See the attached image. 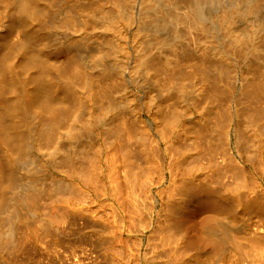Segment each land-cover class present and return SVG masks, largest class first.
<instances>
[{
	"label": "bare ground",
	"instance_id": "bare-ground-1",
	"mask_svg": "<svg viewBox=\"0 0 264 264\" xmlns=\"http://www.w3.org/2000/svg\"><path fill=\"white\" fill-rule=\"evenodd\" d=\"M47 1L46 0H18L17 1L18 5L16 4L18 9L16 8V10H15L16 15L19 16L18 18H20L23 22L25 21L24 23L29 22V20H31V22H33L34 25L32 24L33 27L31 28V26H32L31 25L29 28V29H31V31H28L27 30L28 27H26L27 26V24H26V26H25L27 28L26 32L27 31L28 32L26 34H22V32L19 31L22 34L21 37H13V39H11L10 36H8L7 37L8 39L6 38V40L0 42V213H2V211L6 213V217L3 220L0 219V248H12L13 253H15V251H22V249L24 250L26 248L25 245L27 243L29 244L30 242H31L30 244L33 246L38 245L37 247H39L41 245V248H42V246H44V248H51L52 249V247L54 246V248H55V245H57L58 243H59L58 244L59 248L63 247V246L60 247L61 239L59 237H56L53 234V232L57 233V228H58L54 225V220L57 219L58 223H59L62 220V217L60 220V219H58L59 217H57V216H59V214L61 216L62 215L61 213H64V211H67L65 209H68V210L70 209L68 207L70 200H68V203H66L67 199H68V198L66 199V197H68V196H66V191L68 190V195L71 192L74 195V193L75 194L77 193L75 189H79L82 192H83V189L81 187L79 188L76 185L78 188H76V187H75V189L71 188L72 189L71 190L70 188L66 187V191H63L60 188L61 187L60 186L61 180L53 178L52 173L49 169L54 168V170L56 172L65 171L64 174L66 173V176H67V174L69 177L71 175L72 178L79 180L82 186L86 185L87 182L90 183L91 179L89 181V179L87 178L89 176L84 175V174L85 173L87 174L88 172L90 173L91 171H86V170L82 171L81 169H78L77 166L79 167L80 163H82V162H80L81 159H83V158L86 159L85 164L87 162V159H89V157H87V156H86L87 158L83 157V156H85L84 154L86 153L85 147H86V142H87L86 141L87 139H85L86 136H84V135L88 136V133L90 134V132H92V130L94 128L96 130V127H94V126H95V124L98 125L97 121L100 120V118H98L97 116H93L90 113V111H88V110H86V112L84 111L87 116L82 113V115L86 116V117H83V119L81 118V120L79 119L80 115H78L79 114L78 109L83 110V109H81L83 99L81 96L80 97L77 96L78 94L74 90V88H75V85H78L77 79H80L79 82L83 81L81 78H83V79L85 78L84 73L86 71L82 70L84 75L79 73V70H81V66H80V64L77 65L78 61L75 62L76 60H74L75 58L73 59L72 55L70 56V54H68V53H64V55H63V53H62V56L60 57L61 54L60 55L57 54L58 51L56 53L54 46L52 48V44H54V42H52L51 44H49L47 42V34L46 33L47 32L49 33V31H47L48 29L46 30L47 32H44L41 29L45 26V24H43V22H41V21H43V19L45 20V16L48 13H49L48 16L53 15V13L50 14V12H52L53 9L55 10V8L57 9V8H59V6L68 7L65 5V3L68 2V4H69L71 1L73 2V0H51L48 2ZM76 1L77 2L79 1L80 3L82 1L81 4L83 5V3H84L86 5V6H81L80 8L76 7L77 10L78 9L81 10V8H82L83 12H84L85 8L86 9L89 8V10H90V7H88V6H90V4H93V6L96 5L95 7H97V9L99 8V10H97L98 12L100 10H102L104 12L103 14H100V15L104 16L103 19H101L102 16L98 17V18L102 20V21L100 20L101 24H102V28H103L104 32L106 34H108V37L110 38L109 39L110 43H109L108 49L110 50V53L112 56L111 59H112L113 63H115V65L113 64L115 66L114 70H118L119 68H120V70L124 69L125 64L128 60L129 49H128V43L126 41V29L137 23V22L135 23V19H137V21L139 20V24L133 30L134 32H133V39H132V46L131 47H134L135 44L137 45L138 43L139 44L141 43L140 41L138 42V40L136 41V39H138V36L141 35L140 32L143 34L142 31L145 30V32H146V29L148 30V28H151L150 26H152L153 31L151 30V35L149 37H151V36L152 37L150 38V40L148 38L140 37V39L141 38L143 40L146 39V41L148 39L150 41V43H148L149 42L148 41L147 42L148 45L144 49H141V48L138 49V52H137L138 57L134 61V64L132 65V69L142 67V68H144V72H146L147 74L149 73L154 78L158 77V80L162 79L164 84H163V87H161L162 94H160L159 96L163 99L172 95L174 92L176 94L179 93L182 96L183 95L186 96L188 88L191 87L190 89L193 90L196 93V95L198 96V100L202 102V105H201L202 106L201 107L202 114L205 115L207 113L211 117V120H209L208 118H205V119L203 118V120L201 121V124H202L201 128H203L202 130H204L205 133L206 132L210 133V134H208V133L207 134L211 135V137L217 136V140H216L217 143H219V137L222 133V132L220 133V131L218 129L219 128L218 124H221L220 120H222V122H224V123L228 122V120H229V113H230L229 108L224 106V109H222L223 110L222 113H220L221 108H222L221 104L223 103L222 100H223V97L225 95V90L229 91V92L231 90V88L229 86V83H230L229 80L224 79L223 75H221L222 71L216 72L217 75L213 76L208 71V68L205 67V68L201 69V71L199 72V74H197V76H194L195 80H193L191 78L192 79V81H191V79H190L191 82L189 81V84L191 83V85H188V81H187V79L184 78V76H183V78L177 76V73L175 71V70H177V68L174 70L175 66L177 65L178 60H180V58L182 57L181 52L184 51L183 50L184 48L182 46L181 47L183 48L182 49L183 51L180 52V46L177 45L178 43L174 44V42H173L174 40L170 41V43L172 42L173 44L171 43L168 45L170 50H167L168 52L167 51L166 52L171 53V54L169 56H166L167 55L166 54L164 56V58L161 57V59L158 58V60H157V57L160 54V52L157 54L156 51L158 52V49H160L161 47H164V45L167 46L166 45L167 42L164 39L165 37L163 38L161 36L159 30H161L162 28H164L168 24L169 25L172 24L171 26L174 25L175 26L174 28L175 29L177 28L176 32L178 33V29H179L180 33H181V31L184 33V34L182 33L184 35V38L186 36V38L188 39V41H184V39H182L183 41H181V40L180 41L181 42H187V43L189 42V44L194 46L195 50L199 53V56L201 58H203L205 61H207L210 54L217 56V58L219 60L226 59L225 61L228 63H231V64H232V61H234V58L237 60L241 59L245 63V66L247 67V69L249 71L248 76H250V77H248L247 79H250L252 77H254V78H252L251 80H246V82H245L246 84H244L245 86L243 87V91L241 92V100H242L241 102L246 101L247 106H245L246 108L240 106L241 109L245 108V110H243V112L240 111L241 112V124H240L241 128L238 130V132H240V135L238 133V141H239L238 146L241 145V146H243L242 148H244V146L246 147L247 144H249L253 141H255V143L259 142V143L264 144V129H263V126H264V79H262V77L264 78V75H261V73H259L262 70L264 71V69L260 70L261 68H259V70H260L259 71L257 68L258 65L259 66L262 65V67H264V46H262L260 44V41H257V40H259L258 35H260L261 33H263V35H264V0H138L137 2H136V0L135 1L134 0H122V1L117 0V2L114 3V8H110L111 10H109V9L106 10L107 12L104 11L105 2L103 0H85V1L76 0ZM15 2H16V0L13 3L15 4ZM61 2H62V4H61ZM206 2L213 3L217 7V10H216V13H214V14L209 13L206 17H204L203 11H202V5H204V3H206ZM1 3L2 4L0 5V7L3 6L6 8V0H3ZM106 3L108 4V1H106ZM74 6H76V4H74ZM77 6H78V4H77ZM136 6L138 7V9ZM159 7L161 10H159ZM5 8H3V9H5ZM70 9H71V7H69V9H68L69 14H70ZM76 9L75 10L73 9V10L76 11ZM92 9H91V12H93ZM58 10H56V12ZM56 12H54V13H56ZM88 12H90V11H88ZM88 12L87 13L85 12L84 14L88 15ZM95 12L96 11H94V14H95ZM158 12L161 14L160 16H158L159 15ZM13 14H14V11H13ZM66 14L67 13H65V15ZM93 15H90V16H93ZM74 16H73V18H74ZM14 17H15V15H14ZM83 17H84V15H83ZM83 17H81V18L83 19ZM239 17H241V18H239ZM88 18H89V16H88ZM237 18L242 19V20L243 19L246 20L247 21V27L244 28L243 30H240V31L233 30L232 23ZM65 20H67V19H65ZM83 20H85V18ZM91 20H92V18H91ZM16 21H18V20L16 19ZM23 22H20V23H23ZM31 22H29L28 26L30 25ZM39 23H41V25H40L41 27L38 26ZM42 24L44 25L43 27H42ZM145 24H148V25L150 24V26L145 29L144 28ZM148 25H146V26H148ZM24 28L22 31L25 30ZM142 28L144 30H142ZM17 30L18 29H16L17 33H15V36H16V34L19 35ZM215 31L219 32L220 37L224 40V45L222 46V48H217L215 41H213V35H214ZM148 35H149V33L146 34V36H148ZM180 37H181V35H180ZM179 39H181V38H179ZM146 41L144 40L145 43H146ZM175 41H178V40H175ZM144 42L142 41V43H144ZM141 44L138 47H140ZM200 45H202V46L200 47ZM56 47H59V46H56ZM185 47H186V45H185ZM198 47L200 48L199 51H198ZM67 48H68V46H67ZM63 49H64V47H63ZM58 50H60V49H58ZM65 50H61V51L64 52ZM185 50H186V48H185ZM12 51L13 52L15 51V53H14L15 56L12 53ZM61 51L59 53H61ZM213 51H215V52H213ZM185 52H183V56H184ZM46 53L48 55L50 54L52 57L48 58V56H47V59H46L45 58ZM10 54L12 56H14L15 58L14 57H13V59H12V57L10 58ZM159 56H161V55H159ZM108 57H106V59ZM111 59H109V60L111 61ZM99 60H100L99 66L103 67V65H101L102 60L101 59H99ZM180 61H179V63H180ZM116 64L118 65V67L116 66ZM212 65H213V63H212ZM77 67H80V69ZM116 67H117V69H116ZM254 68H257V70H255ZM109 69H110V67H109ZM103 71L105 72L104 76H106L107 79L110 77V79L112 80L110 71L108 70V67L102 68V72ZM197 72H195V74ZM103 73L100 72L99 74L102 75ZM116 73H118V72H116ZM262 73H264V72H262ZM81 75L84 77H82ZM101 75H100V77H101ZM104 76H102V77L104 78ZM179 76H180V74H179ZM228 76H230V75H228ZM106 77H105V80H106ZM94 78H96V76ZM76 81H77V83H76ZM107 81H109V80H107ZM101 82H104L103 83L104 85L106 84L105 81H101ZM108 87L114 88V85L113 84H112V86L107 85L105 88L106 91L104 93V96H106L107 102L109 101L110 105L108 103L107 105H109V106L107 108H105L106 107L105 106L104 107L105 109H103V107H102V109L100 111L101 114L104 115L106 120H107V117H109L112 112L115 111V113L117 114L122 107V105H121L122 102L121 103L117 102L115 104H112V103H114L111 100L113 97V94L111 92L113 90L108 89ZM117 88H114V89L117 90ZM114 93H115V91H114ZM226 94H227V92H226ZM102 95H103V93H102ZM100 97H101V95H100ZM127 98L130 99L129 96H126L125 101H128ZM165 100H164V103H166ZM111 101H112V103H111ZM166 104H168V103H166ZM83 105H84V103H83ZM161 105L158 107V109L156 111V115L163 116L165 122L168 124H172V126H173L172 130H175L182 123L181 120L178 119V115H177L179 110L176 109L174 106H171L169 104L167 106L166 105L163 106V104H161ZM209 106H210V108H209ZM84 110H85V105H84ZM110 110H114V111L111 112ZM102 120H104V119H102ZM66 122L68 123V127H67L66 131L63 132L64 126H62V124H65ZM123 122L124 121H121L119 126ZM217 122H220V123L217 124ZM122 125L120 126L121 128L119 130L124 129V127H123L124 125L123 126ZM61 126H62V129H60ZM119 126H117V127L115 126V128H113V129H116ZM229 127H230V123L228 124L227 129L225 128L223 131L224 136H225L224 139L226 140V142L229 141V135H228V132L230 131ZM126 130H128V129H126ZM165 130L166 129L164 128V130H163L164 133H165ZM172 130H171V132H172ZM32 131H33V133H32L33 138L32 137L31 138H32V140H34L33 142L36 143V145H39V146L42 145L43 147L46 148V146L49 147L52 144L53 149H51L52 151H51V154H49L50 156L48 157V159H45L44 161L43 160L39 161L38 165H35L37 168L34 166L36 168L35 174H34V172H33V174L31 172L30 173L31 177H29V172L27 173L28 175L26 176L25 182H24L27 184V186L25 188L23 187V191L21 192V196L18 197L19 199L17 198L16 202H14L12 200L13 197L10 198L8 196V191L10 190V188L12 186L13 187L15 186V188H16V185L20 186L21 184H19V181L24 179V177L21 174L19 176V174H18L19 172L16 174V172H17L16 166H18V163H19L18 159L21 156H23V157L26 156L25 155V149L26 148H24V146H25V143L28 142L27 141L28 137H30V135H32L31 134ZM167 131H168L167 132V135H168L169 130H167ZM109 132H111V130ZM92 133H95V131ZM115 133H117V132H115ZM129 133H130V131H129ZM120 134H121V132H120ZM193 134L197 138H200V137L203 138V136L199 135L197 132L193 133ZM114 135H116V134H114ZM167 135L165 134L166 138H167ZM125 136H127V134H125ZM129 136H131V135H129ZM129 136H128V138H130ZM163 136L164 135H162V137ZM115 137L117 139V136H115ZM115 137H113V139ZM207 137L208 136H206L205 138H207ZM91 138H93V137H91ZM104 138H106V137H104ZM107 138H108V136H107ZM109 138H110V136H109ZM148 138H145V140ZM160 138H161V134H160ZM205 138H204V140H205ZM118 139H120L119 136H118ZM163 139H164V137H163ZM163 139H161V140H163ZM103 140H106V139H103ZM109 140H106V141L109 143ZM145 140L143 139L142 141H145ZM195 140H196V138H195ZM209 140L207 138V141H209ZM110 141H112V139ZM150 141L152 142L154 140L152 139ZM150 141H148V142H150ZM198 141L200 142V140H198ZM30 142H31V140H30ZM30 142H28V143H30ZM101 142L104 143L105 141L104 142L101 141ZM204 142H206V141H204ZM153 143H150V144H152V146H154ZM64 144H66V145H64ZM110 144H111V142H110ZM110 144H108V145H110ZM169 144H173V143H169ZM197 144H195L196 147L194 146L197 149H199L200 146L203 145V144H200L197 146ZM106 145H107V143L105 144V146ZM112 145H114V144L112 143ZM116 145L117 144H115V146ZM122 145L123 144H121V146ZM147 145H149V143ZM147 145L142 144L140 146L141 148L139 147L140 149L138 150L139 151L138 153L140 154L142 152V154H141L142 156L148 151ZM174 145H175V143H174ZM209 145H208V147H209ZM155 146L153 148H151V147L150 148L155 150ZM172 146L170 145V147H172ZM192 146H193V144H192ZM206 146H207V144H206ZM71 147H73V148H71ZM103 147H104V145H103ZM112 147H114V146H112ZM124 147H126V146H124ZM157 147H158V145H157ZM175 147L176 146H174L172 149L175 150ZM49 148H51V147H49ZM204 148H206V147H204ZM108 149H110V148L108 147ZM114 149H116V148L114 147ZM191 149L194 150L193 148H191ZM212 149L213 148L211 146V148L208 149L209 152ZM125 150H127V149H124V151H123L124 154L126 153ZM145 150H147V151L145 152ZM208 150H205V151H208ZM71 151H73V153ZM100 151H101V149L98 151L96 150V152H100ZM169 151H170V149H169ZM106 152L107 151L105 150L104 154H107V156H108L109 152L108 153H106ZM112 152H113L112 154L115 153V151H112ZM155 152H153V154ZM157 152L160 153V151H157ZM167 152H168V150H167ZM170 152H172V151H170ZM110 153H109V155H111ZM117 153L120 154V151L118 152V150H117ZM117 153H115V155H117ZM127 153L129 156H131V154H132L130 150H127ZM127 153H126V155H127ZM159 153L156 156H160L161 154L159 155ZM124 154H122V155L124 156ZM147 155H149V153ZM172 155L173 154H171V157H172ZM151 156L147 157L150 161H152V159H155V158L150 159ZM118 157H119V155H118ZM132 157H134V156L132 155ZM144 157L145 158H143V159H145V161H146V159H147L146 155ZM95 158L96 157H94L93 159H95ZM104 158L105 159H102V160H106V157H104ZM119 158L121 159V157H119ZM109 159L111 160V158H109ZM127 159H129V158H127ZM159 159H161V158H159ZM174 159L176 160L177 158H174ZM174 159H173V161H174ZM96 160H98V159L96 158ZM123 160H126V159H122V161H120V162H123ZM130 160H131V157L129 160H127V162L126 161L125 162L128 163V161H130ZM155 160H157V162H158V157ZM155 160H154V162H151L152 163L151 166L153 168L152 170L148 169V167H147L151 163L146 161L148 163V165L146 166L147 170H145V172L147 171L146 173H148L149 170L154 171L153 165L157 163ZM256 160H258V159H256ZM91 161H92V159L90 160V162ZM170 161H172V158L170 159ZM181 161H182V158H181ZM16 162H18V163L16 164ZM76 162H78L79 165L76 166ZM83 162H84V160H83ZM95 162H97V161H95ZM161 162H160V165H161ZM167 162H168V160H167ZM106 163L104 162V166ZM112 163H113V161L111 160V165H112ZM126 163H125V165H126ZM177 163H179V161ZM83 164L84 163H82V166H83ZM85 164H84V166L87 167L88 169H89V167H91L88 165L89 163L86 165ZM92 164L94 165V162L91 163V165ZM95 164H98V163H95ZM119 164L121 165V163H119ZM172 164L174 166V164H176V163L174 162ZM172 164H169V165H172ZM180 164H183V163H180ZM193 164H195V163H192L191 166H193ZM254 164H255V162H254ZM107 165H108V163H107ZM111 165H108V166H111ZM120 165H119V167H120ZM122 165H124V164H122ZM122 165H121V167L124 168L125 165L124 166H122ZM199 165H197V168H201V167H198ZM257 165H259V164H257ZM82 166L79 168H82ZM135 166H139V165H135ZM142 166H143V164L141 166H139V168L140 167L142 168ZM159 166L157 165L158 168H159ZM180 166L182 168H184L183 165H180ZM191 166L188 165V167H191ZM129 167H134V164H131V165L129 164ZM176 167H179V166L177 165ZM76 168H77V170H76ZM92 168L93 167H91V169ZM122 168H121V170H122ZM126 168H127V166H125L124 169H126ZM158 168L156 169V167H155L156 170H158ZM171 168H169V169H171ZM187 168L185 169L186 175L188 172ZM191 168H193V167H191ZM215 168L218 172V170L220 171L223 169V166H220L217 164ZM97 169H100V168H97ZM106 169H107V167H106ZM130 169H128V171ZM142 169H144V168H142ZM159 169H161V167ZM175 169H174V171H175ZM30 170L32 171V169H30ZM78 170L82 171V172H78ZM116 170H113V171L116 172ZM177 170H176V173H178V171H179V173L181 174V170L180 169L178 171ZM190 170L191 169H189V171ZM84 171H85V173H84ZM95 171H96L95 174L97 173V175H98L97 170H95ZM98 171H101V169ZM113 171L111 170V172H113ZM126 171H121V172L122 173H124V172L128 173V171L127 172ZM142 171L143 170H140L141 173H142ZM167 171L170 172L169 170H167ZM182 171H184V169H182ZM195 171H196V169H195ZM195 171H193V172H195ZM118 172H119V169L117 170V174H118ZM159 172L160 171H157L154 173L157 174ZM161 172H163V171H161ZM231 172H232V170H231ZM262 172H263V170H262ZM133 173H136V171L135 172L133 171ZM137 173H139V172H137ZM146 173L143 174V177H144V175H145V177L144 178L142 177V180L146 179V177L150 175V173H148L149 175H146ZM245 173H246V171H245ZM248 173H250V172H248ZM109 174H110V172H109ZM112 174H115V173H112ZM160 174L162 175V173H159V175ZM171 174L173 175V172L170 173V175ZM184 174L185 173H183V175ZM209 174H211V173H209ZM217 174L220 175L221 173H217ZM91 175L89 178H91ZM97 175H94V178ZM99 175H100V172H99ZM106 175H107V172H106ZM161 175H160V177H161ZM174 175H175V173H174ZM174 175H173V177H174ZM215 175H216V173H215ZM223 175H224V173H223ZM110 176H111V174L109 175V177ZM115 176L119 177L121 175H113V176H111L112 178L111 177L110 178L113 180V177H115ZM129 176H130V174H129ZM131 176H132V174H131ZM136 176L138 177V179L137 178L136 179L138 180V182H140L141 181V180H139V177H141L140 174H138V175L136 174ZM136 176H134V177H136ZM175 176H178V175L176 174ZM206 176H208V175H206ZM210 176H212V174ZM216 176H218V175H216ZM101 177L102 176H100V178ZM203 177L207 178V177H205V175ZM239 177H241V175H239ZM245 177H246V175H245ZM251 177H252V175H251ZM86 178L88 179V181L85 182V180H87ZM92 178H93V176H92ZM169 178H170V176H169ZM194 178H196V177H194ZM243 178H244V175H243ZM96 179L98 180V178H96ZM104 179H106V178H104ZM115 179L116 178H114V181L116 182V184L110 183L111 185H107V186H110V189L109 188L108 189L112 190V192L109 191L106 186H104V185L102 186L101 183L99 182L98 184H100L99 186H101V189H100L97 185V182H96V187L100 189V191H98L99 195H100L98 197H100V198L94 197V199L91 198L92 200H90L89 199L90 197L88 195L89 193L87 192V194H86L85 193L86 190H84L85 191L84 193L87 195V197H88L87 199H89L91 201V203L94 202V204H95V202H97L99 200L101 202L107 201L108 203H107L106 207L111 211V214H112L111 219L113 218L112 221L116 222V218H117L119 220L121 226L126 225L125 226L126 228L122 227L121 232L116 230L117 233L115 234L114 238H115L117 245H120L122 242L121 239L123 237H122L121 233H125L127 236L129 234H131V235L135 236L136 238H141L140 242L139 241L134 242L136 244L138 243L140 248H141V246L144 245L143 239H145V237L143 235H145L147 233V234H149V236L150 235L153 236L155 234L156 238H157L156 241L157 242H158V240L160 241L159 245L162 246V248L164 247L162 249V251L164 252V249H165L167 256L162 257V256H160L162 253L160 255H157L155 253L156 256L154 255L153 257H151L149 259L148 257L145 258L144 255H140L142 257L144 256L143 258L141 257L143 264H163V263H169V264L183 263V264H185L184 261H186L185 257L187 255V252L184 251V248H181V245L174 247L173 244L178 243V239L176 237H178L180 239V236H178V235L180 234L182 236V234H184V233H182V231L184 230V228L185 229L187 228L186 227L187 225L184 224L183 221L175 219V217L177 218L179 216L177 211H176L177 216H175V217L173 216V215H175V213H174L175 209L173 210L174 202L173 203L170 202V204H167V206L164 207V209L166 208L165 209L166 214L163 213V211H162L161 212L162 215L165 214V216H163V218L161 217V219L159 218L160 216H158V218L160 220L157 217H156L157 219H154V214H153L154 211H151L149 213V215H147L149 217V220H148V218H146L148 220L147 221L148 223L147 222L144 223L143 221H142V223H144V224L137 222L136 223V224H138V226H137L133 223L136 222L138 218L137 219L134 218L133 214H132V216H130L131 214L127 212V214H130L129 216L131 218H133L132 220L136 219V221L132 222V221H130V219L128 220V218H130V217L126 216L127 214L125 215L126 211L128 209H130V207L128 209H126L125 212L122 208V206L124 204L125 205L127 204L126 202L123 203L122 199L127 198L126 199L127 201L130 199L131 203H133V201L136 200V199H134L133 196H131L128 193V195H130L131 198L134 199L132 201L130 196L128 197L127 192H125L126 189L128 188V185L132 186L131 182H133V180L135 178L134 179L132 178L133 180L131 179L132 181L130 182V184L126 185V188H124L125 191H123V193L125 194V196L127 195V197L124 196L123 198H121V200H119V199H120V197H122V196H120L122 193L121 192L122 189L120 188L121 191L119 190L121 193L118 191L119 194L116 193L117 191L115 192L112 189L113 185L116 186L117 190L119 189L118 187L120 184L119 185L117 184V181L119 180V178L116 179L117 181ZM124 179H125V177H124ZM124 179H123V181H124ZM126 179L128 180V178H126ZM148 179H150V177ZM148 179H146L147 184L145 183V180H144V183L146 185L144 183H142L143 181H141L142 185L143 184L145 185V186H143L144 188L148 185ZM137 180L134 183L137 184L138 183ZM160 180H162V178ZM171 180H172V178H171ZM204 180H206V179H204ZM207 180H210V178ZM22 181H24V180H22ZM95 181L96 180H94V182ZM119 181H118V183H119ZM151 181L152 180L149 181V185H150ZM154 181L155 180H153V182ZM245 181H247V180H245ZM248 181H249V179H248ZM255 181L256 180L254 179V182H252L253 185L248 184L249 186H247V185L245 186V184L241 183L240 179H238V177H237L236 181H234V182L231 181L230 183L227 182V184H223L222 187L218 186L216 188L215 187L214 188H208L207 185L209 183L207 184L206 182L205 183L207 184L206 185L207 187H204L205 184L203 182H199V183H201V187H202V183L204 184V186L201 189H199L200 187L199 188L196 187V185H194L193 182H192V184L194 186H190L191 181L189 179L182 178V179H180V181L177 180V183H176L177 185H175V186L173 184L170 185L171 182H169L168 184H166V186L170 185V186H168L169 189L167 187L168 191L170 193H171V191H173L174 192L173 195L178 196V197H175V200H176L175 202L177 203V205H184L185 204L184 202L188 201L189 203H191V205L195 204L194 206H197L196 203L198 204L204 198L205 199H207V198H209V199L210 198H212V199L213 198H216V199L219 198V200H222V202L220 201L222 204H223V201L227 205L234 203L233 204L234 206L232 208L233 213H230L231 215H233L234 213L240 212V211H246V212L247 211H253V212L257 211L258 212V210L263 208L261 205H262V202H264V201H262V198H260V196L262 194L260 196L258 194L260 188H258L259 189L258 193H256L257 187L259 185H257V183H255ZM67 182L69 183L70 180L67 179ZM213 182H211V183H213ZM74 183L77 184L76 182H74ZM124 183L126 184L127 182L126 181L122 182V184H124ZM211 183H210V186H211ZM222 183H220V185ZM90 184H92V182ZM136 184H134V186ZM87 185H88V187H90L88 183H87ZM142 185H140V186L138 185L137 187L143 189ZM149 185L147 186L148 188H149ZM94 186L95 185H93V187L90 188L92 191H94L93 189L96 188ZM115 186H114V190H116ZM120 187H122V186H120ZM123 187H125V185H123ZM97 188H96V192H97V190H99ZM133 188L134 189L132 190V192L135 189H137L136 187H133ZM69 189L71 190V192H69ZM163 189H164V187L162 188V191H161L162 193L160 192L163 196L162 198H164ZM13 190H14V188H13ZM64 190H65V188H64ZM145 190H147V189H145ZM159 190H161V189H159ZM164 190H165V193H168L166 188ZM156 191H158V189ZM156 191H154V193ZM262 191L264 192V190H262ZM262 191H260V193ZM147 192H148V194L150 193L152 195V189L149 188L147 190ZM84 193H83V195H84ZM123 193H122V195H123ZM134 193H135V191H134ZM135 194L138 195L139 192H137ZM141 194H143V193L141 192ZM141 194H139L140 197H141ZM148 194L146 193L144 196H146ZM150 194L148 196H151ZM168 194H166V195H168ZM247 194H249V195H247ZM73 195H72V197L74 199L72 198L73 200L72 199L71 200L75 201L76 197ZM144 196H142L140 198V201ZM159 196H160V194H159ZM168 196H171V195L169 194ZM262 196H264V194ZM151 198H152V196H151ZM42 199L45 200V203H43L44 206L42 205L43 207L41 205H39V204H42V201H41V203H39V201ZM69 199H70V197H69ZM79 199H81V197H79ZM153 199L156 202V199L154 197H153ZM44 200H43V202H44ZM77 200H78V198L76 199V201ZM145 200H147L146 197L144 199V208H145V204H147ZM90 201H87V203L89 204ZM166 201H168V200H165V202ZM216 201H218V199ZM136 202H135V204H136ZM141 202L143 203V199ZM161 202H159V203H161ZM188 202H186V203L188 204ZM73 203L74 202H72V204ZM84 203H86V200ZM122 203H123V205H122ZM138 203H140V202L139 201L137 202L136 209H137V207H139L141 205V204L138 205ZM150 203H151V201H150ZM225 203L223 204V206L225 205ZM70 204H71V202H70ZM162 204H163V202H162ZM175 204H174V206H175ZM187 204H185V205H187ZM74 205H75V203L73 204V206ZM78 205H80V203H78ZM133 205H134V203L130 204V206H132V207H133ZM185 205L183 207H186ZM39 206H41V208H39ZM126 206H128V204ZM146 206L150 207V204H147ZM132 207H131V209L133 212L136 211L137 213H139L138 211L141 210V209H137L138 210L137 211L134 209L135 207L134 208H132ZM153 207H155V205ZM179 207H181V206H179ZM192 207H193V205H192ZM85 208L83 207L82 210ZM96 208L97 207H95V209ZM124 208H125V206H124ZM141 208H143V207H141ZM159 208L161 210H164L161 207H159ZM191 208H189V209H191ZM99 209H101V208H99ZM79 210H81V209H79ZM91 210L89 213H91V212L94 213L93 211H96V210H94V206H93V208H91ZM97 210H98V208H97ZM229 210H230V208H229ZM69 211H72V210H69ZM157 211L159 212V210H157ZM178 211H179V209H178ZM98 212H102V211L99 210ZM145 212H147L146 209L144 212H142L143 214L141 215V217L144 215ZM246 212H245V214H247ZM137 213H136V215H138ZM99 214L102 215L103 213L102 214L98 213V215ZM140 214H139V216H140ZM108 215L106 212L107 217H108ZM251 215H253V214H251ZM62 216L64 219V214ZM106 216H105V218H106ZM109 216H111V215H109ZM125 217L126 218L128 217V218L125 219ZM179 218H180V216H179ZM229 218H230V216H229ZM106 219H108V218H106ZM146 219L144 217V220H146ZM260 219H262V218H260ZM126 220H127V222L128 221L130 222V223L128 222L129 225L125 222ZM141 220H142V218H141ZM141 220H139V222H141ZM108 221L109 220H107V222ZM55 223H57V221H55ZM60 223H59V225H60ZM112 223H111L112 228H114ZM116 223H115V226H116ZM109 225L110 224H108V226ZM213 225H211L213 227L207 228V229H210L209 232L207 231L208 233L216 232L215 230H217V228L223 224H220V222L218 223V221H217L216 225L215 224H213ZM105 227L106 226H104V228ZM226 227H228V226H226ZM118 228H119V230L121 229L120 227H118ZM115 229H116V227H115ZM221 229L222 228H220V230ZM108 231H110V230L108 229ZM185 231H187V230H184V232ZM126 232H128V233H126ZM219 232H221V231H219ZM106 234H108V233H106ZM225 235H226V233H225ZM127 236H126V239H129V238H127ZM48 237L50 238V240H48ZM112 238L113 237H111V236L109 237V235L108 236L106 235V237L103 238V241L105 240L104 242H101L100 239H96V240H100V243L103 244L107 240L111 241ZM136 238H135V240H136ZM175 238L177 239L176 242H175ZM227 238H229V237H227ZM184 239H185V237H184ZM46 240H48V241H46ZM135 240L133 239V241H135ZM149 240H151V238ZM224 240H223V242H224ZM147 241H148V239H147ZM156 241H155L156 244L154 243L155 248H157V244H158ZM112 242H114V240H112ZM173 242H175V243H173ZM223 242H221V243H223ZM123 243L126 244V241H124ZM128 243H130V240H129V242H127V244ZM149 243H150V241H149ZM225 243H227V241ZM252 243H250V245ZM110 244H111V242H110ZM127 244H126V246H127ZM131 244H132V242H131ZM138 244H137V246H138ZM150 244H152V243H150ZM150 244H148V242H147L146 246L148 247V245H149V247H150ZM182 244H183V242H182ZM109 245H107V246L111 247L113 244L111 246H109ZM134 245L135 244H132V248ZM28 246H30V245H28ZM107 246L106 245L103 246L104 248L102 246H99V245L96 246V248L98 247V249H99V247H101V249L103 248L102 250H104L103 253H101V251H99V254H98L99 256H100V254L103 255L102 257H100L101 259L103 258L102 260L108 261V260H112L114 257H116V258L119 257V256H117L118 254H116V252H115V250H118V251L120 250V248L117 249V247H118L117 246L116 249H114L115 256H113V254L111 252H109L108 254L111 255L110 257L112 259H110L109 256L107 259V249H108ZM122 246H120V247H122ZM185 246H187V245H185ZM219 246H220V244L218 245V248H219ZM112 247H111V249L109 248L111 251H112ZM129 247H130V249H132L130 244H129ZM149 247L146 250L147 253H149L148 250L150 248H152V247H150V248ZM113 248H115V247H113ZM123 249H125V248H123ZM188 249H190V248L188 247ZM219 249H221V248H219ZM56 250H57V248H56ZM56 250L52 251V252H54L55 255H56L55 252H57L60 249H58L57 251ZM134 250H135V248H134ZM192 250H194V249H192ZM212 250H211V252H212ZM215 250H218V249H215ZM128 251L129 250H127V252ZM132 251H133V249H132ZM135 251H137V250H135ZM162 251H160V252H162ZM186 251H189V250H186ZM43 252H44V250H43ZM97 252H98V250H97ZM121 252L119 251L120 257L124 258L123 256H125V255L121 256ZM204 252H205L204 256L206 255L205 258H207V253H206V251H204ZM222 252H223V250H222ZM224 252L226 253V251H224ZM247 252L250 253V250H248ZM252 252H253V249H252ZM157 253H158V251H157ZM195 253H197V250H196V252H194V254ZM217 253H219V252H217ZM124 254H126V253H124ZM132 254L134 255V253H132ZM164 254H162V255H164ZM201 254H203V253H201ZM208 254L211 255L210 252H208ZM57 255H59V253H57ZM61 255H63V254H61V251H60V256ZM149 255L151 256L152 254H149ZM193 255H190V256L193 257ZM195 255L196 256L198 255V257H199V254H195ZM222 255H223V253H222ZM136 256H138V255H136ZM213 256H216V255H213ZM55 257H57V256H55ZM212 257H211V259H213ZM209 258H208V260H210ZM119 259H121V258H119ZM131 259H133V257ZM137 259L138 258L136 257L134 259V261H132L133 263L132 262L131 263L132 264H138ZM220 259H221V255H220ZM61 260H63V258ZM102 260H100V261H102ZM125 260L126 259H124V260L122 259V261H124V262H126V261L129 262L128 260H126V261ZM120 261H119V263H120ZM212 261H214V259ZM108 262H106V263H108ZM99 263H101V262H99Z\"/></svg>",
	"mask_w": 264,
	"mask_h": 264
},
{
	"label": "rangeland",
	"instance_id": "rangeland-1",
	"mask_svg": "<svg viewBox=\"0 0 264 264\" xmlns=\"http://www.w3.org/2000/svg\"><path fill=\"white\" fill-rule=\"evenodd\" d=\"M2 1L3 0H0V5L2 4L1 3ZM14 1L15 0H6V8L3 7V6L2 7L5 8V9L0 7L2 9V10L0 9L1 10L0 11V40H1L0 42L6 40V38L8 36H10L11 39H13V37H21L22 34H26L28 31H31V29H29V28H30V26L32 24L34 25V23L31 22V20H29V22H31V23L28 26L29 22L24 23L25 21L23 22L20 18H18L19 16L16 15V11H15L16 8L18 9V7H17V5H18L17 1L18 0H16L15 4L13 3ZM48 1H51V0H48ZM83 1H85V0H83ZM103 1L105 2L104 11H106L108 9L111 10L110 8H114V3L117 2V0H110L111 2L113 1L111 3L109 0H106V1H108V4H107L105 0H103ZM118 1H120V0H118ZM137 1L138 0H136V2ZM73 3L76 4V6H74ZM79 3H80L79 1L77 2L76 0H73V2L71 1L69 4H68V2L65 3V5L68 6V7H65V6L61 7V6L58 5L59 8H57V9L55 8V10L53 9V11L50 12V14L53 13V15L48 16V14H49L48 13L45 16V20L43 19V21H41V22H43V24H45V26L42 24V27L43 26L44 27L41 28V29L44 32L49 31V33L48 32L46 33L47 34V42L49 44L54 42V44H52V48L54 46V49L56 50V53L58 51L57 54H59V55L61 54L60 57L62 56V53H63V55H64V53H68V54H70V56L72 55L73 59L75 58L74 60H76L75 62L78 61L77 65L80 64V66H81V70H79V73L83 74L82 70L86 71L84 73L85 74V78L83 79V78L80 77L83 81L79 82L80 79H77L78 80V85H75V88H74V90L78 94L77 96H79V97L81 96L82 97V99H83L82 101H83V103L85 105V110H84L83 103H82V108H81L83 110H79L78 109V111H79L78 115H80L79 119L81 120V118L83 119V117H86L87 115L85 114V112H86V110H88V111H90V113L93 116H97L98 118H100V120L97 121L98 125L95 124V126H94V127H96V130H95V128L92 130V132L95 131V133L90 132V134L88 133V136L84 135V136H86L85 139H87L86 140L87 142H86V147H85L86 148L85 149L86 153L84 154L85 156H83V157H86V156L89 157V159H87V162L89 164L87 162H86V164H88L89 166H91L93 168L91 169V167H89L87 165L89 167V169H88L87 167L84 166L85 161H86L85 158L80 160V162L84 163L83 164L84 167L82 166V163H80L82 168H79L81 166L79 165L78 162H76V166L79 165V167L77 166V168L81 169L82 171L83 170L91 171V172L93 171L92 172L93 174L91 172L90 173L88 172L86 174L85 171H84L85 174L83 173L84 175H87L89 177L92 174L91 178L87 177L89 179V181L91 179L90 183L92 182V184L95 185L94 187H96V182H97L98 187L101 189V186H99L100 184H98L100 182L102 186L104 185V186L107 187V189L108 188L110 189V186H107V185H111L110 183H113V184L115 183L116 184V182L114 181V178H116V179L119 178V180H120V181L118 180L119 183L115 179L117 181V184L118 185L120 184L119 187H118L119 189L117 190L115 185H113V188L111 187L113 189V191H115V192L117 191L116 193L119 194L118 191L120 190V188L122 189V191L121 190L120 191L123 193V191H125L124 188H126V185L130 184V182L134 178L138 179L136 174L137 175L140 174L141 177H139V180L143 181L142 183H144V180H145V183H146V181H147L146 179H148L150 177V179H148V185H149V181L152 180L150 185H149V188L152 189V195L149 193L152 196V198H151V196H148L149 195L148 192H147V190L149 189L147 187L148 185L145 188L143 187L147 183L146 184L144 183L145 185L144 184L142 185L141 181L138 182L137 179L136 180H137L138 183L137 184L134 183L136 181L134 179L133 182H131L132 186L128 185V188L125 191V192H127V195L129 193L131 196L134 197V199H136V200H134L133 198H131L130 195H128V197L130 196L132 201L134 200L135 202L136 201L140 202V203H138V205L141 204L142 206L140 205L139 207H137V209H141V210L138 211L136 209L137 202L135 204V202L133 201L134 205L132 207V206H130V204H133V203H131V200L129 198H128L129 199L128 201L130 203L126 200L127 198L122 199L123 203L126 202L128 204V206H126L127 204L123 205V203H122V205H123L122 208H123L124 212L126 211V209H128L130 207V209H128L126 211L125 215L128 212L131 215L127 214L126 216H129V215L132 216V214H133L134 218H136V219L138 218L137 221H136V219L132 220L133 218H131L130 216H129L130 218L127 217L128 220L130 219V221H132V222L136 221L133 224H135L137 226H138V224H136L137 222L138 223H142V221H143L145 223V222H147L149 220V217L147 215H149V213L151 211H154L153 212L154 219H157L158 216H160L159 217L160 219H161V217L163 218V216H165V214H166L165 213L166 212L165 209L166 208L164 209V207L167 206V204H170V202L171 203L174 202V204H175L176 203L175 202L176 201L175 197H178L176 195L175 196L173 195L174 194L173 191H171L172 194L168 191V189H169L168 186H170L172 184L174 186L177 185L176 184L177 180L180 181V179H182V178L189 179L191 181L190 182V186L196 185V187H198V188L200 187L199 189H201L204 186V184H205L204 187L208 186V188H214V187L216 188L218 186L222 187V185L223 184H227V182L230 183L231 181L232 182L236 181L237 177H238V179H240L241 183L245 184V186L246 185L249 186L250 184H252V182H254V179H255L256 180L255 183H257V185H259L257 187L256 193H258V190H259L258 188H260L258 194H259V196L261 194L263 195L264 192L262 190H264V144L263 143H259V142L255 143V141H253V142L247 144L246 147L244 146L245 149L242 148L243 146H241V145L238 146L239 145L238 133L240 135V132H238V130L241 128V125H240L241 124V112H243V110H245V108H246L245 106H247L246 101L241 102L242 101L241 100V92L243 91V87L245 86L244 84H246L245 83L246 80H251L252 78H254V77H252L250 79H247L250 76H248V72L249 71H248L247 67L245 66V63L241 59L237 60V59L234 58V61H232V64H231V63L226 62L225 61L226 59L219 60L217 58V56H215L213 54H210L208 59H207V61H205L203 58H201L199 56V53L195 50L194 46L189 44V42L188 43L187 42H181V41H183L182 39H184V41H188V39L186 38V36L184 38V35H183L184 33L181 30H180L181 31V33H180L179 29H178V33H177L176 32L177 28L175 29L174 25L171 26L172 24L170 23L171 25L168 24L167 26H165L164 28L159 30L161 36L163 38L165 37L164 39L167 42V44H166L167 46L164 45V47H161L160 49H158V52L156 51L157 54L160 52L159 55H161V56L158 55L157 60H158V58L161 59V57L164 58V56L166 54H167L166 56H169L171 54V53H167L168 52L167 50H170L168 45L172 43V42L170 43V41L174 40L173 41L174 44L178 43L177 45L180 46V52L183 51V50H184L183 52H185L187 50L184 53V56H183V52H181L182 57L181 58L179 57L181 61L178 60L177 65L175 66L174 70L177 68V70H175L176 73H177V76L181 77V78H183V76H184V78L187 79V81H188V85H191V83L189 84L190 79L192 78L193 80H195L194 76H197V74H199L201 69H203L205 67L208 68V71L213 76L217 75L216 72L222 71L221 75H223L224 79H228L229 80V82H230L229 86H230L231 90H230V92L225 90V95H224L223 100H222L223 103L221 104L222 108H221V112H220V113H222V111H223L222 109H224V106L229 108V111H230L229 120H228V122H225V123L222 122V120H220L221 124H218L220 122H217V124L219 126L218 129H219L220 133L221 132L223 133L224 129L225 128L227 129L228 124L230 123V127H229L230 131L228 132L229 141L226 142V140L224 139V137H225L224 133L223 134L221 133V135L219 137V143H217V141H216L217 140V136L211 137V135H208L210 133H208V132L205 133V131L202 130L203 128H201V125H202L201 121L203 120V118L204 119L208 118L209 120H211V117L207 113L205 115L202 114V110H201L202 102L198 100V96L196 95V93L193 90L190 89L191 88L190 86H189L190 88H188V90H187V95L186 96H184V95L182 96L181 94H179V93L176 94L174 92L172 95L166 97L165 98L166 100H165V99H163V98H161L159 96L160 94H162L161 87H163V84H164L162 79L158 80V77L157 78L152 77L149 73L147 74L146 72H144V68H142V67L141 68L132 69V65L134 64V61L138 57L137 56L138 49H140V48L144 49L148 45V43H150L149 40H150V38L152 36L151 37H149V36L151 35L152 26H150V24L149 25L148 24L144 25L145 29L147 27H149V26L151 27V28H148V30L146 29V32L148 31L147 33H149L148 36H146L147 33L142 28V30H144V31H142L143 34L140 32L141 35L139 34L140 36H138V39H136V41L138 40V42L140 41L141 43H142V41L144 42V40L146 41V39L143 40L142 38L140 39V37L148 38L149 40L147 39L146 43L145 42L142 43V44L140 43L141 44L140 47H138L140 45L139 43H138L139 45L135 44L134 47H131L132 46V39H133V32H134L133 30L139 24V20L137 21V19H135V23L136 22L137 23L126 29V41L128 43V49H129L128 60H127V62L125 64L124 69H121L122 71L120 70V68L118 70H114L115 69V66H114L115 63H113V61L111 59L112 56H111L110 50L108 49V46H109V43H110V41H109L110 38L108 37V34H106L104 32V30L102 28V24H101V21H102L101 19H103L104 16L100 15V14H103L104 12L102 10H100L98 12L97 10H99V8L97 9V7H95L96 5L93 6V4H90V6H88V7H90V10H89V8H87V9L85 8L86 11L84 10V12H83L82 8H81L82 11L80 9L77 10L76 7L80 8L81 6H86L84 3H83V5L81 4L82 1H81L80 4ZM61 4H62V2H61ZM77 4H78V6L79 5L80 6L78 7ZM69 7H71V9H70V14L71 15L69 14V10H68ZM58 9L59 10L61 9V10L59 11ZM73 9L74 10L76 9V11H74ZM91 9H92L93 12H91ZM137 9H138V7H137ZM56 10H58V11L56 12ZM159 10H161L160 7H159ZM216 10H217V7L213 3L206 2V3H204V5H202V11H203L204 17H206L209 13H213V14L216 13ZM13 11H14V14H13ZM88 11H90V12H88ZM94 11H96L95 14H94ZM54 12H56V13H54ZM85 12L86 13L88 12V15L84 14ZM65 13H67V14L65 15ZM14 15H15V17H14ZM83 15H84V17H83ZM90 15H93V16H90ZM160 15L161 14L159 13L158 16H160ZM73 16H74V18L76 16L77 17L74 19ZM80 16L83 17V19L85 18V20H83ZM88 16H89L90 19L88 18ZM98 17H101V19H99ZM91 18H92V20H91ZM239 18H241V17H239ZM239 18H237L232 23V28L235 31H240V30H243L244 28L247 27V21L244 20V19L243 20L239 19ZM16 19L18 21L19 20L20 21L18 22V21H16ZM65 19H67V20H65ZM20 22H23V23H20ZM26 24H27V26H26ZM33 25L31 26V28L33 27ZM40 25H41V23L38 24L39 27H41ZM146 25H148V26H146ZM18 26L19 27L21 26V27L19 28ZM25 26L28 27V29ZM23 28L25 29L24 31H22ZM16 29H18L17 31H18V34L20 36L17 35V34L15 36V33H17ZM26 29L28 30L27 32H26ZM19 31L22 32V34ZM180 35H181V37H180ZM178 37L181 38V39H179ZM258 37H259V40H257V41H260V44L262 46H264V35H263V33L258 35ZM175 40H178V41H175ZM213 41H215V43L217 45V48H222V46L224 45V40L220 37L219 32H216V31L214 32ZM185 45H186V47H185ZM56 46H59V47H56ZM67 46H68V48H67ZM201 46L202 45H200V47ZM63 47H64V49H63ZM185 48H186V50H185ZM58 49H60V50H58ZM161 49L162 50L164 49V50L162 51ZM61 50H65V51L63 52ZM199 50H200V48L198 47V51ZM60 51H61V53H59ZM213 52H215V51H213ZM12 53L14 54L15 51L14 52L12 51ZM14 56H15V54H14ZM14 56H12L10 54V58L12 57V59H13ZM47 56H48V58L52 57L50 54L48 55L46 53V55H45L46 59H47ZM106 57H108V58L106 59ZM99 59L102 60L101 61V65H103V67L99 66L100 65V63H99L100 60ZM109 59H111V61ZM179 61H180V63H179ZM212 63H213V65H212ZM116 66L118 67L117 64H116ZM260 66L258 65V67H257L258 70H259V68H261L260 70L264 69V67H262V65H260ZM104 67L105 68L108 67V70L110 71L112 80L110 79V77L107 79V77L104 76L105 72L104 71H103L104 73L102 72V68H104ZM109 67H110V69H109ZM117 67H116V69H117ZM77 68L80 69V67H77ZM257 68H254V69L257 70ZM100 72L103 73V74L102 75L99 74ZM116 72H118V73H116ZM195 72H197V73L195 74ZM262 72H264V71L262 70L259 73H261V75H264V73H262ZM179 74H180V76H179ZM100 75H101V77H100ZM228 75H230V76H228ZM95 76H96V78H94ZM102 76H104V78ZM82 77H84V76H82ZM105 77H106V80H105ZM192 79H191V81H192ZM262 79H264V78L262 77ZM107 80H109V81H107ZM101 81H105V83L108 86L109 85L112 86V84H113L114 88L118 87L117 88L118 91L115 90L114 88L108 87V89H112L113 90L111 92L113 94V97H112L111 100L114 103H112V101H111V103L112 104H115L117 102H120V103L122 102L123 103V104L121 103L122 107H121V109L119 110V112L117 114L115 113L114 110H110L111 112L112 111H114V112H112V113L110 112L111 114H110L109 117H107V120L105 119L104 115H102L101 112H100L102 107H103V109H105V108H107L110 105V102L109 101L107 102L106 96H104V93L106 91L105 88H106L107 85L106 84L104 85L103 84L104 82H101ZM76 83H77V81H76ZM114 91H115V93H114ZM226 92H227V94H226ZM102 93H103V95H102ZM100 95H101V97H100ZM126 96L130 97V99L127 98L128 101H125ZM164 100H165L166 103H168L171 106H174L176 109L179 110L177 115H178V119H180L182 123L175 130H172L173 129L172 124H168V123L165 122L163 116L156 115V111H157L158 107L161 104H163V106H165V105L167 106L168 105V104L164 103ZM108 103H109V105H107ZM240 106L245 107V108L241 109ZM209 108H210V106H209ZM82 113L85 114L86 116H83ZM102 119H104V120H102ZM121 121H124L123 122L124 124L121 123V125L122 124L124 125V126L122 125L124 127V129L119 130L121 128L120 127L121 125L119 126ZM62 126L65 127V128L63 127V132H64V131H66V129L68 127V123L66 122L65 124H62ZM62 126H61L60 129H62ZM115 126L116 127L119 126V127L116 128V129H113V128H115ZM125 128L128 129L130 131V133ZM164 128L166 129L165 133L163 131ZM263 129H264V126H263ZM110 130H111V132H109ZM122 130L123 131L125 130V131L123 132ZM167 130H169L168 135H167V132H168ZM171 130H172V132H171ZM115 132H117V133H115ZM120 132H121V134H120ZM196 132L199 135H202L203 138L202 137H200V138L195 137L193 133H196ZM32 133H33V131L31 132V134ZM114 134H116V135H114ZM125 134H127V136H125ZM160 134H161V138H160ZM165 134L167 135V138H166ZM129 135H131L132 137L129 136ZM162 135H164L163 136L164 139H163ZM32 136H33V134L30 135V137H28V140L26 139L28 142H30V140L32 142V143L31 142L30 143H28V142L25 143L24 148L27 149V150L25 149V155L26 156L25 157L21 156L20 157L21 159L20 158L18 159L19 163L16 162V164L18 163V166H16V171H17L16 174L19 172L18 173L19 176L21 174L24 177V179H22L24 181L20 180L21 181V182L19 181V184H21L20 186L16 185V188H15V186L14 187L12 186L10 188V190H9L10 192L8 191V196L10 198L13 197L12 200L14 202H16L17 198L21 196V192L23 191V187L25 188L27 186V184L24 183L25 182V178L28 175L27 173L29 172V177H31V174H30L31 172H32V174H33V172L35 174L36 168H37L35 165H38V162L41 161V160L44 161L45 159H48V157L50 156L49 154H51V151H52L51 149H53V147H52L53 145L52 144L49 146L51 148L46 146L47 149L45 147H43L42 145H40V146L36 145V143L33 142L34 140H32V138H33ZM107 136H108V138H107ZM109 136H110V138H109ZM115 136H117V139H116ZM118 136H119L120 139H118ZM128 136L130 138H128ZM206 136H208L207 137L208 140L211 138L210 139L211 141L210 140L207 141V138H205ZM91 137H93V138H91ZM104 137H106V138H104ZM113 137H115V138L113 139ZM145 138H148V139L145 140ZM195 138H196V140H195ZM204 138H205V140H204ZM103 139H106V140H109V139L111 140L112 139V141L113 140L114 141L112 142V141L109 140V143H108L106 140H103ZM143 139L146 142L142 141ZM149 139L150 140L153 139L154 141L151 142ZM161 139H163V140H161ZM198 140H200V142ZM203 140L206 141V142H204ZM101 141H103V142L105 141V142L102 143ZM148 141H150V142H148ZM110 142H111V144H110ZM106 143H107V145L105 146ZM112 143L114 145H112ZM120 143L123 144V145L121 146ZM148 143H149V145H147ZM150 143H153L154 146L156 145L155 146V150L151 149L154 146H152V144H150ZM169 143H173V144H169ZM174 143H175V145H174ZM205 143L207 144V146H206ZM108 144H110V145H108ZM115 144H117V145L115 146ZM142 144L143 145H147V149H148V151L145 150V152L146 151L147 152L145 154L143 153L144 154L143 156L141 155L142 152L140 154L138 153L139 152L138 150L141 148L140 146ZM192 144H193V146H192ZM195 144H197V146L200 145V144H203V145L205 144V145L204 146L201 145L200 148L197 149V148H195L196 147ZM64 145H66V144H64ZM103 145H104L105 148L103 147ZM111 145L114 146L116 149H114V147H112ZM157 145H158V147H157ZM170 145L171 146L173 145V146L170 147ZM208 145H209V147H208ZM124 146H126L127 148L124 147ZM174 146H176L175 150L172 149ZM211 146H212L213 149L210 150V152H209L208 149L211 148ZM108 147L110 149H108ZM122 147L124 149L130 150L131 153H132L131 156L128 155L127 150H125L127 155H126V153L124 154V152H123L124 149ZM148 147L149 148L151 147V148L149 149ZM202 147L203 148L206 147V148L203 149ZM71 148H73V147H71ZM99 148L101 149V151L100 152H96V150L97 151L100 150ZM168 148L172 152H170ZM191 148H193L194 150H192ZM105 150L107 151L106 153H108V152L110 153L111 152L110 154L113 157L111 155H109V153H108L109 157L107 156V154H104ZM117 150H118V152L120 151V154L122 153V154H124L125 157L126 156L127 157L125 158L122 154L120 155L119 153H117ZM151 150L153 152L160 151V153L159 152H157V153L155 152L153 154V152ZM167 150H168V152H167ZM205 150H208V151H205ZM112 151H115V153H117V155H115V153L112 154L113 153ZM71 152L73 153V151H71ZM148 153H149V155L150 154L152 155V156L150 155L151 156L150 159H152V158L157 159V157H158V162L155 159H152V161H150L147 158V157H150L149 155H147ZM158 153H159V155L161 154L162 156L161 155L160 156H156V155H158ZM171 154H173L172 157H171ZM118 155H119V157H121V159L118 157ZM132 155L134 157H132ZM145 155H146V158L148 159V160L146 159L147 162L151 163V162H154V160L157 162V163L155 162L156 164L153 163L154 164L153 165L154 171H150V170L153 169L152 166H151L152 163L151 164L149 163L150 165H148V163L145 161V159H143V158H145L144 157ZM94 157H96L98 160H96V158L93 159ZM104 157H106V160H102V159H105ZM130 157H131V160L128 161V163H126L127 160L130 159ZM109 158H111V160L113 161L112 165H111V160ZM127 158H129V159H127ZM159 158H161V159H159ZM171 158H172V161H170ZM174 158H177L176 159L177 161ZM181 158H182V161H181ZM91 159L94 162L95 166L93 164L91 165V163H93L92 161L90 162ZM122 159H126V160H123V162H120V161H122ZM173 159H174V161H173ZM256 159H258L261 163L258 160H256ZM83 160H84V162H83ZM94 160L97 161V162H95ZM167 160H168V162H167ZM103 161L105 163L107 162L108 165H111V166H108L107 163H106L105 164V166L107 167V169H106V167L104 166V162ZM159 161L161 162V165H160ZM178 161H179V163H177ZM174 162L176 163V164H174L175 167L172 164ZM254 162H255L256 165L254 164ZM95 163H98V164H95ZM119 163H121V165L122 164L125 165V163H126L125 166H127V168L124 169L125 168L124 165H122V166H124V168H122ZM180 163H183V164H180ZM192 163H195V164H193V166H191ZM129 164L130 165L134 164V167H129ZM140 164L141 165L143 164L142 168H144V169H142L141 167H140L141 169L139 168V166H141ZM169 164H172V165H169ZM179 164L183 165L184 168H182ZM196 164L197 165L200 164L198 167H201V168H197ZM217 164L220 165V166H223L224 170L223 169L220 170V171L218 170V172H217V170L215 168ZM257 164H259V165H257ZM119 165H120V167H119ZM135 165H139V166H135ZM157 165L158 166L160 165L159 168L161 167V169H159L157 167ZM177 165L179 167H176ZM188 165L193 167L194 169L191 168V167H188ZM146 166L148 167V169H150L149 172H148V173H150V175L148 173H146L147 171L145 172V170H147ZM155 167H156V169L158 168V170H156ZM77 168H76V170H77ZM97 168H100L101 171H98L100 169H97ZM117 168L119 169L118 174H117V170H118ZM121 168H122V170H121ZM169 168H171L173 171L171 169H169ZM178 168L181 170V174L179 173V171H178L179 169ZM181 168L184 169V171H182ZM186 168L188 169L187 170L188 171L187 175H186V172H185ZM30 169H32V171ZM94 169L97 170L98 175H97V173L95 174L96 171ZM128 169H130V170L128 171ZM166 169L169 170L170 172H168ZM174 169H175V171H174ZM189 169H191V170L189 171ZM195 169H196V171H195ZM49 170L51 171L53 178L61 180V182H60V186L61 187L60 188L63 191H66V187L70 188V189L71 188L75 189V187L76 188H78V187L80 188L81 187L83 189V192L80 191L79 189H75L77 193L76 194L74 193V195L71 192L72 189L71 190L69 189V192H71L69 194L70 196L68 195V190L66 191V196H68V197H66V199L68 198L66 203H68V200H70L69 204H68V207L70 208L69 210H72V211H69L68 209H65L67 211H64V213H61L62 215L64 214V219H63L62 215L60 216V214H59V216H57V217H59L58 219H60V220H61V217H62V220H61L62 222L59 220L61 222V223L59 222L60 225H59L57 219L54 220V225L56 227H58V228H57V233L53 232V234L56 237H59L61 239L60 247L61 246H63V247L59 248V245H58L59 243L57 245H55V248H54V246L52 247V249L54 248L53 249L54 251L56 250V248H57V250L60 249V250H58L59 252L56 250L57 251V252H55L56 255L54 254V252H52L53 250L51 248H44V246H42V248H41V245L39 247H37L38 245L37 246L36 245L33 246V245L30 244L31 242L29 244L27 243L25 245L26 248L24 250L22 249V251H15L14 250L15 253H13V249L12 248H0V264H49V263L50 264H112V263L113 264H115V263L116 264H124V263L125 264H132L133 263L132 261H134V259L136 257L138 258L137 259L138 260V264H141V263L143 264L142 259H141L142 256H140V255H144L145 258L148 257L149 259L151 257H153L154 255L155 256H156V254L160 255L161 253L162 254L165 253L166 255L165 254L164 255L161 254L160 256H162V257L167 256V253L165 252V249H164V252L162 251V249L164 247L162 248V246L159 245L160 241L159 240H158V242L156 241L157 238H156L155 234L153 236H151V235L149 236V234H147V233L145 235H143L145 237V239H143V243H144L143 246L144 247L141 246V248H140L139 244L137 243L138 244V246H137V244L134 243V242H136V241L140 242L141 238H136L135 236H133L131 234H129L127 236L125 233H121V235L123 237V238L121 237L122 238L121 239L122 242H121L120 245H117L114 236L117 233V231L121 232L122 231V227H125L126 225L121 226L119 220L116 217L115 218H116V222L117 223L112 221L113 218L111 219V217H112L111 211L106 207V205L108 203L107 201L106 202L105 201L101 202L99 200V201L95 202V204H94V202L91 203L90 200L94 199V197L95 198H100V197H98V196H100L99 192H98V191H100V189L96 187L99 190H97V192H96V188H94L93 189L94 191H92L90 188L93 187V185L90 184L89 182H87V183L89 184L90 187H88L87 183H86V185L82 186L80 181L77 180V179L72 178L70 174L69 175H70L71 178L68 176V174L66 176V173L64 174L65 171L56 172L54 170V168H50ZM111 170L112 171L116 170V172L115 171L111 172ZM126 170L130 174V176H129L128 173H125V172L122 173L121 172V171H126ZM132 170L134 172L136 171V173H133ZM140 170H143L142 173L144 172L143 174L146 173V175H149V176H147L146 179L142 180L143 174L140 172ZM176 170L178 171V173H176ZM231 170H232V172H231ZM262 170H263V172H262ZM82 171L78 170V172H82ZM157 171H160L159 173H162V175L160 174L161 177H160L159 173H157V174L154 173V172H157ZM161 171H163V172H161ZM171 171L173 172V175L175 173V175L177 174L178 176L174 175V177H173L172 174L170 175V173H172ZM191 171L192 172L195 171V172L192 173ZM221 171L222 172L224 171L223 172L224 175H223V173ZM245 171H246V173H245ZM99 172H100V175H99ZM106 172H107V175H106ZM109 172H110L111 176H113V175H121V176H119V177L115 176V177H113V180H112L111 179L112 177L111 176H110L111 178L109 177V175H110ZM137 172H139V173H137ZM248 172H250V173H248ZM112 173H115V174H112ZM183 173H185V174L183 175ZM209 173H211L212 176H210L211 174H209ZM215 173L218 176H216ZM217 173H221V174L219 175ZM131 174H132V176H131ZM94 175H97V176H95V178H94ZM133 175L136 176V177H134ZM204 175L207 178H204L203 177ZM206 175H208V176H206ZM239 175H241V177H239ZM243 175H244V178H243ZM245 175H246V177H245ZM251 175H252V177H251ZM92 176H93V178H92ZM100 176H102V177L100 178ZM169 176H170V178H169ZM124 177H125V179H124ZM144 177H145V175H144ZM194 177H196V178H194ZM96 178H98V180ZM104 178H106V179H104ZM126 178H128L129 181ZM161 178H162V180H160ZM171 178H172V180H171ZM209 178H210V180H207ZM67 179L70 180L69 183L67 182ZM88 179L85 180V182L88 181ZM123 179H124V181L127 182L126 184L125 183L122 184V182H124ZM204 179H206V180H204ZM248 179H249V181H248ZM94 180H96V181L94 182ZM153 180H155L154 181L155 183L153 182ZM245 180H247V181H245ZM210 181L211 182L214 181V182L211 183ZM74 182H76L77 184H75ZM169 182H171L170 185L166 186V184H168ZM192 182L194 183V185L192 184ZM199 182H203L204 183V184L202 183V187H201V183H199ZM205 182L207 184L208 183L209 184L207 185ZM210 183H211V186H210ZM220 183H222V184L220 185ZM134 184H136V185L134 186ZM123 185H125V187H123ZM138 185L139 186L142 185V188L144 190L145 189H147V190L144 191L143 189L137 187ZM114 186H115L116 190H114ZM120 186H122V187H120ZM133 187L137 188V189L134 190L135 193H137V192H139V194H141V192L143 193V194H141V197L144 196L146 193L148 194V195H146V196H144L142 198L143 199V203L141 202L142 199L140 201L141 197L139 196V194L137 195V194L134 193V191L132 192V190L134 189ZM163 187H164V189L166 188L167 192L171 196H168L169 194L165 193V190L163 189L164 198H162L163 196L161 194L162 193L161 191H162ZM167 187H168V189H167ZM13 188H14V190H13ZM64 188H65V190H64ZM157 189H158V191H156ZM159 189H161V190H159ZM84 190H86V192ZM109 191L112 192V190H109ZM154 191H156V192L154 193ZM260 191H262V192L260 193ZM84 192L86 194H87V192L89 193L88 195L90 197L89 198L90 200L87 199L88 197H87V195ZM83 193H84V195H83ZM122 193L120 195L122 197L119 196L120 197L119 200H121V198H123L125 196V194L123 193V195H122ZM159 194H160L161 197L159 196ZM166 194H168V195H166ZM72 195L75 196L76 199L78 198V200L76 201V199H75V201H72L74 199L72 197ZM127 195L125 197H127ZM247 195H249V194H247ZM262 195L260 196V198H262V201H264L263 200L264 196H262ZM69 197H70V199H69ZM79 197H81V199H79ZM145 197L147 199L145 201H146L147 204H150V207L146 206L147 204H145V208H144V199H145ZM153 197L156 199L157 203L154 201ZM164 199L168 200L169 202L168 201L165 202ZM211 199L212 198H210V199L209 198H207V199L204 198L202 200L203 202L200 201L198 203L199 205L196 203V205L198 207L194 206L195 204H192L193 205V207H192L191 203H189L188 201H186V202H188L189 205L186 202H184L185 204L188 205L187 206V205L184 204L186 207H183L184 205H177V203L175 204V206L173 204V207H174L173 210L175 209L174 210L175 211L174 212L175 215H173V216L174 217L177 216V212H178V215L180 216V218L178 216L177 218L175 217V219L183 221L184 224L187 225V226L185 225L187 228L186 229L184 228V230H187V231L184 232V230H183L182 233H184V234H182V236L180 234L178 235V236H180V239L178 237H176L178 239V243L177 244L175 243L176 240H177L176 238H175V242H173V243H175V244H173L174 247H177V246L181 245V248H184V251L187 252V255L185 257L186 261H184V263L185 264H212V263L213 264H264V210H263L264 209V205H263L264 202H262L261 206L263 208L260 209L261 211L260 210H258V212L257 211L256 212H253V211H247V212L246 211H240V212H236L233 215H231L230 213H233L232 208L234 206L233 205L234 203H231V204L227 205L223 201V204L225 203V205L223 206V204L221 203L222 200H219V198H217L218 201H216L217 200L216 198H213L212 200ZM43 200L44 199L39 201V203H41V201H42V204H39V205H41V206L43 205L44 206L43 203H45V200H44V202H43ZM85 200H86V203H84ZM87 201H90L91 204L90 203L88 204ZM150 201H151V203H150ZM161 201L163 202L164 205L162 204ZM70 202H71V204H72V202H74L75 205L73 206L74 203L71 205ZM159 202H161V203H159ZM78 203H80V205H78ZM92 205L94 206V210H96V211H93L94 213H92V212L89 213L91 208H93ZM154 205H155V207H153ZM41 206H39V208H41ZM124 206H125V208H124ZM158 206L161 207L164 210H161ZM179 206H181V207H179ZM83 207L84 208L86 207V208L82 210ZM95 207H97L98 210H97V208L95 209ZM131 207L132 208L135 207L134 209L137 210L139 213H137L136 211L133 212ZM141 207H143V208H141ZM99 208H101L102 210L99 209ZM177 208L179 209V211H178ZM189 208H191V209H189ZM193 208L194 209L196 208V209L194 210ZM229 208H230V210L232 212L229 210ZM79 209H81V210H79ZM145 209H146V211L148 213L145 212L146 214L144 213V215L141 217V215L143 214L142 212H144ZM99 210L102 211V212H98ZM157 210H159V212ZM162 211H163V213H165L164 215H162V213H161ZM106 212H107V215L109 214L111 216L108 215V217H107L106 216ZM245 212L247 214H245ZM98 213H101V214L103 213V214L102 215H100V214L98 215ZM136 213L138 215H136ZM139 214H140V216H139ZM251 214H253V215H251ZM104 215L108 219H106ZM229 216H230V218H229ZM5 217H6V213L2 211V213H0V219L3 220ZM144 217H145V219L148 218V220L147 219L144 220ZM127 218L125 217V219H127ZM141 218H142V220H141ZM260 218H262V219H260ZM107 220H109V221L107 222ZM139 220H141V222H139ZM55 221H57V223H55ZM217 221H218V223L220 222V224H223V225L218 227L217 230H215L216 232L208 233L210 231V229H207V228L213 227L214 226L213 224L216 225ZM125 222L128 224L129 221L127 222V220H126ZM111 223L113 224L114 228H112ZM115 223H116V226H115ZM144 223H142V224H144ZM108 224H110L111 226L110 225L108 226ZM211 225H213V226H211ZM104 226H106V227L104 228ZM226 226H228V227H226ZM115 227H116V229H115ZM118 227H120L121 229L119 230ZM220 228H222L223 230L222 229L220 230ZM108 229L110 231H108ZM219 231H221L222 233L219 232ZM106 233H108V234H106ZM126 233H128V232H126ZM225 233H226V235H225ZM106 235L107 236L109 235V237L110 236L113 237L112 240H114V242H112V240L111 241L107 240L103 244L100 243V240H101V242L105 241V240L103 241V238L106 237ZM126 236L129 239H126ZM184 237H185V239H184ZM227 237H229V238H227ZM135 238H136V240H135ZM150 238H151V240H149ZM96 239H100V240H96ZM133 239L135 241H133ZM147 239H148V241H147ZM48 240H50L49 237H48ZM48 240H46V241H48ZM129 240H130V243L127 244V242H129ZM223 240H224V242H223ZM124 241H126L127 246H126V244L123 243ZM149 241L152 244H150ZM155 241L158 243L157 244V248H155V245H154ZM220 241L223 242V243H221ZM226 241H227V243H225ZM110 242H111V244H110ZM131 242H132V244H135L134 245L135 247L133 246V248H132ZM145 242L146 243L148 242V244H150V247H152V248H150L149 245H148V247L150 248L148 250L149 253L146 252L148 247L146 246ZM182 242H183V244H182ZM249 242L250 243L253 242V243L250 245ZM129 244L131 245V248L133 249V251H132V249H130ZM219 244H220L219 248H221V249L218 248ZM28 245H30V246H28ZM97 245L102 246V247L105 246V245L106 246L107 245H109V246L112 245L113 247H115V248H113L111 246L112 247V251H111L110 250L111 247L107 246L108 247V249H107V259H108V256L109 257L111 256V255L108 254L109 252H111L113 254V256H115V252H116V254H118L117 256H119V257H117V258L114 257L113 259L110 257V259H112V260H108L109 262L102 260L103 258L101 259L100 257H102L103 255L100 254V256H99L98 254H99V251H101V253L104 252V250H102L104 247L102 249H101V247H99V249H98V247L96 248ZM185 245H187V246H185ZM120 246H122L125 249H123ZM249 246L251 248L253 247L252 248L253 252H252V249ZM116 247H117V249L120 248L119 251L120 252L122 251L121 252V256L125 255V256H123L124 258L120 257V253H119L118 250H115V252H114V249H116ZM188 247L190 249H188ZM134 248L137 251H135ZM192 249H194V250H192ZM195 249L197 250V253H195V254H199V257H198V255L196 256L194 254V252H196ZM210 249L211 250L213 249L212 252L214 254L211 252ZM215 249H218V250H215ZM247 249L250 250V253L247 252L248 251ZM43 250H44V252H43ZM97 250H98V252H97ZM127 250H129V251L127 252ZM186 250H189L190 252L186 251ZM222 250H223V252H222ZM60 251H61V254H63L61 256H60ZM157 251H158V253H157ZM160 251H162V252H160ZM204 251H206V253H207V258H205L206 255L204 256V253H205ZM216 251L219 252V253H217ZM224 251H226V253ZM208 252H210L211 255L213 254V255H216V256L212 255L213 256L212 257L211 255L208 254ZM57 253H59V255H57ZM124 253H126V254L128 253V254L126 255ZM132 253H134V255ZM201 253H203V254H201ZM222 253H223V255H222ZM135 254L138 255V256H136ZM149 254H152V255L150 256ZM190 255H193V257L190 256ZM220 255H221V259H220ZM55 256H57V257H55ZM61 257L63 258V260H61L62 259ZM132 257H133V259H131ZM211 257L214 259V261H212L213 259H211ZM119 258H121V259H119ZM208 258L211 261L208 260ZM122 259L123 260L126 259L130 263L125 260L127 262L126 263V262L122 261ZM100 260H102V261H100ZM118 260L119 261L121 260L120 263H119ZM99 262H101V263H99ZM106 262H108V263H106ZM163 264H169V263H163ZM175 264H179V263H175ZM180 264H183V263H180Z\"/></svg>",
	"mask_w": 264,
	"mask_h": 264
}]
</instances>
